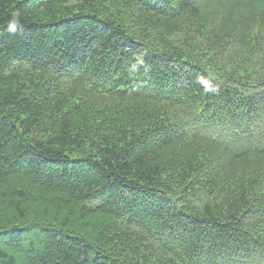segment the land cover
Masks as SVG:
<instances>
[{
    "label": "trees",
    "instance_id": "trees-1",
    "mask_svg": "<svg viewBox=\"0 0 264 264\" xmlns=\"http://www.w3.org/2000/svg\"><path fill=\"white\" fill-rule=\"evenodd\" d=\"M0 264H264V0H0Z\"/></svg>",
    "mask_w": 264,
    "mask_h": 264
},
{
    "label": "clouds",
    "instance_id": "clouds-1",
    "mask_svg": "<svg viewBox=\"0 0 264 264\" xmlns=\"http://www.w3.org/2000/svg\"><path fill=\"white\" fill-rule=\"evenodd\" d=\"M12 30H14V25H13V27H12Z\"/></svg>",
    "mask_w": 264,
    "mask_h": 264
}]
</instances>
